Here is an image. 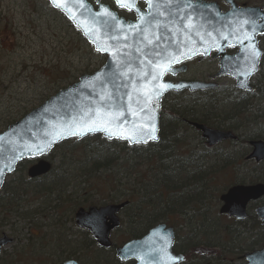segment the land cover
Instances as JSON below:
<instances>
[{
  "label": "water",
  "instance_id": "95a60500",
  "mask_svg": "<svg viewBox=\"0 0 264 264\" xmlns=\"http://www.w3.org/2000/svg\"><path fill=\"white\" fill-rule=\"evenodd\" d=\"M47 1L78 29L94 51L104 54L106 59L96 71L82 74L76 82L59 89L0 132V187L5 176L13 172L22 159H38L27 168L29 178L48 173L51 164L45 156L55 145L71 138L81 140L100 134L107 140L125 141L130 146L157 142L160 100L165 93L183 89L192 92L217 86L216 82L196 80L176 83L162 81L165 73L176 75L185 70L184 66H173L197 55L205 57L215 50V57H219L216 77L228 75L234 79L237 89L251 90L249 80L257 72L262 55L257 36L264 35V5L262 9L237 7L234 0H224L230 9L221 12L215 3L187 1L186 5L181 4L183 8L169 4L165 9H149L148 17L143 22L138 18L136 22L125 23L117 18L120 23H116L102 13L105 6L100 5L98 0L97 10H93L86 0H60L59 6L53 0ZM138 15L144 16L140 12ZM190 24L191 28L188 27ZM128 25H137V28L132 29ZM245 35L253 37L255 50L259 52L254 70L250 73L249 69L253 67L251 42L244 38ZM241 40L242 43L238 42ZM228 46H236L237 52L226 55L225 48ZM165 66H170L172 71L163 72L161 79L152 81L153 71H162ZM161 83L175 87L164 90L157 97L153 88L158 91ZM148 93H151V103H148ZM101 96H110L111 99L102 101ZM97 110L101 115L97 116ZM120 112L124 113V117L113 119ZM84 113L89 115L84 116ZM92 119H111L113 130H117L118 125L119 130L132 137V142L116 136L109 139L104 131H85L82 135H72L65 130L68 125L74 124L72 130L79 132ZM192 126L201 132L209 146L235 138L230 131L210 128L197 122L192 123ZM153 135L155 139L151 138ZM250 145L252 152L248 158L257 161L263 159L264 141L253 140ZM263 195L264 183L232 185L220 196L222 206L219 211L242 219L247 202ZM127 203L123 201L79 207L73 213L74 224L87 230L97 246L110 248V233L119 226L118 213ZM256 213L264 222V207ZM173 241V228L159 223L143 236L129 239L116 247L115 255L120 261L134 260V264H180L184 256L172 252ZM11 242L10 237L2 234L0 251L2 246ZM244 258L245 264H264V244L258 250L245 253ZM62 264L77 263L69 259Z\"/></svg>",
  "mask_w": 264,
  "mask_h": 264
},
{
  "label": "trees",
  "instance_id": "16d2710c",
  "mask_svg": "<svg viewBox=\"0 0 264 264\" xmlns=\"http://www.w3.org/2000/svg\"><path fill=\"white\" fill-rule=\"evenodd\" d=\"M233 91L235 90L232 89L231 92ZM224 95L225 97L217 98L210 94L205 97L176 94L181 101L174 102L169 108H161L160 136L156 143L129 146L125 142L100 139L102 145L90 149V145L86 144L84 146L87 148L81 146L77 155L69 152L65 156L68 159L62 157L57 165H53L50 173L37 179L25 176L28 162L20 163L16 169L17 177L10 181L25 182L27 198L33 200L28 201L26 211L22 212L24 208L19 201V187L4 185V190L13 192L0 195V224L4 222L8 225L7 215L18 220L24 218L25 231L28 232L26 246L32 238H36L38 243L48 240L50 246L52 242L58 243L53 250L51 248L41 253L32 250L35 248L32 247L25 264H60L76 253L84 256L85 260L87 250L95 243L85 230L79 231V241L69 238L73 233L67 230L66 223L73 222L74 210L90 204L125 200L128 204L120 211V221L127 239L139 238L151 227L163 222L174 227V250L178 252L182 249L190 257V253L194 252L191 248L194 245L195 223L198 225L202 221L206 228H211L212 219H209L208 214L214 212L221 184L224 181L228 184H245L248 178L252 182L264 181V162L252 167L250 177L239 175L238 170L243 165L240 154L204 152L211 148H207L199 134L185 124L187 121H196L210 127L238 132L246 125L242 122V116L249 114L255 107L251 102L252 97L264 96V68L260 67L254 77L248 100L231 98L229 92ZM227 96L228 100H225ZM184 100L187 102L183 104ZM205 104H208L207 107ZM250 123L253 124L254 121ZM187 133H190L195 145L184 144ZM241 136L237 134L235 142L230 146H227L228 143L212 149L233 147L240 150L245 149L244 143L249 139L264 140V135L260 133L253 132L247 139ZM83 141L71 140L70 144ZM66 143L56 146V149L62 148ZM95 191L104 195L103 200H92ZM225 227V231L227 227L232 228ZM217 228L218 233L224 234V229L219 226ZM9 229L16 236L23 227L13 222L9 224ZM180 234L185 237V245L179 243ZM62 245L73 249L61 248ZM94 247L96 257L106 253L104 249ZM208 247L203 245L204 254ZM224 253L220 250L214 252L217 262L221 261ZM231 254L229 252L230 256ZM23 260L26 258L20 259ZM205 263L207 261L204 260L203 264ZM107 264L121 263L112 259ZM190 264H193V260Z\"/></svg>",
  "mask_w": 264,
  "mask_h": 264
},
{
  "label": "rangeland",
  "instance_id": "374dc122",
  "mask_svg": "<svg viewBox=\"0 0 264 264\" xmlns=\"http://www.w3.org/2000/svg\"><path fill=\"white\" fill-rule=\"evenodd\" d=\"M239 1L249 4L262 2V0ZM218 2L222 9L227 8L222 0H218ZM0 40V131L4 130L8 124L20 119L31 109L39 106L59 89L76 82L82 74L93 73L105 61L104 55L94 51L92 45L58 10L52 8L47 0H0ZM261 48L263 50L261 67L264 68V38ZM217 70V60L210 56L201 62L190 61L187 63L183 78L204 80L207 76L213 75L211 81H215ZM219 82L220 89L217 98L225 97L224 94L228 92L231 93L230 90L233 88L231 78L222 77ZM251 82H254V78ZM224 99L228 100V96ZM181 100L178 96L169 95L163 99L162 105L169 108L174 102ZM186 102L184 100L182 103ZM251 102L255 107L249 114L242 116V122L246 125L237 132L240 136L245 134L244 136L247 137L253 132L264 135V96L261 98L253 96ZM207 105L205 104L206 107ZM259 115H261L260 118H258ZM250 121H254V123L251 124ZM190 136V133L184 136V144L195 145L194 139ZM100 139L102 138L99 135L89 136L83 139L84 141L80 140L83 142L74 145H71V140H69L68 143L63 144L62 148H55L56 150L54 149L47 157L53 165H57L60 159L67 156L69 152H75L77 155L81 146L88 144L90 149H95L98 145H102ZM246 169H239L238 174L250 176L253 171L252 167ZM17 175L18 173L15 172L8 176L6 181L16 178ZM224 175L228 177L226 173ZM224 183L226 182L224 181ZM103 196L100 191H95L91 198L99 202L103 200ZM30 200L33 199H28L25 193V199L21 202V207L24 208L22 212L26 211L27 203ZM95 205L101 204L96 203ZM214 215L210 217L212 218ZM13 218L7 215L8 225L2 222L0 231L10 232L9 224L13 222L22 225L23 229L21 233H16L17 237L11 235L15 241L2 249L0 264H20V262L25 264L28 262L32 247H35L32 250L41 253L49 251L51 248L53 250L58 246L57 242H52L53 247L50 246L51 243L48 240L38 243L36 238H32L26 246L28 232L25 231L24 218L22 220ZM220 222L222 226L225 224L224 220ZM66 224L67 230L73 233L69 238L79 241L81 239L78 236L80 229L73 222ZM124 230L120 221L118 228L110 234L112 245L110 248L104 249L105 254L96 257V247H94L96 245H93L87 250L85 260L84 256L79 253L70 258L76 259L79 264H107L110 260L116 259L114 247L127 240ZM32 231L35 232V230ZM184 239V235L180 234L179 243L183 245ZM240 243H242L241 246H246L249 244V240L242 239ZM61 248L73 249L63 245ZM12 255L14 256L12 257ZM22 257L26 260L20 261ZM30 257L34 259L33 256L30 255ZM121 264H130V262ZM233 264L239 263L234 262Z\"/></svg>",
  "mask_w": 264,
  "mask_h": 264
},
{
  "label": "flooded vegetation",
  "instance_id": "af4514ba",
  "mask_svg": "<svg viewBox=\"0 0 264 264\" xmlns=\"http://www.w3.org/2000/svg\"><path fill=\"white\" fill-rule=\"evenodd\" d=\"M87 1L93 6L94 9H97L96 0H87ZM98 1L101 5L107 6L109 10L114 12L118 18H121L126 23L134 22L138 19L139 15H138L137 9L139 10L140 13L144 14V17H148L149 9L151 10L165 9L169 4H174L175 7H178L180 5V8H183L181 4L186 5L187 3V0H154V2L158 6L150 8L148 4V0H136V9L129 10V8L118 6L114 0H98ZM190 1L195 2L199 0H190ZM203 1L207 3H215L217 6L220 7L218 0H202V2ZM222 2L227 7L225 10H227L230 7V5L227 4L224 0H222ZM234 2H236L237 7L250 6V7H259L262 9V6L264 5V0H262V2L257 3V4L256 3L249 4L248 2H241L239 0H234ZM221 10H224V9L221 8ZM258 38H259L258 45L261 48V42H262V39L264 38V35L259 36ZM7 39H8V36H7ZM237 50L238 48L236 46H229L228 48L225 49V53L227 55H230V54L237 52ZM215 55H216V51H213L210 54L212 59H216ZM203 60L204 59L195 57V58L188 60L184 64L187 67V63H189L190 61L191 62L192 61L201 62ZM183 74H178L175 77H171L169 74H166L164 77V80H167V81L171 80L173 82L180 81V80L190 81L186 78H183ZM211 77H213V75L207 76V78H205L204 80L203 79H199V80L211 81ZM193 80H198V79H193ZM216 80L219 82L220 78ZM216 91L217 89H213V90L207 89V90L196 91V92H189V91L184 90L181 93L186 94V95H192V96H200V97H205L208 94H210V96L217 97L218 94H216ZM250 92H246L243 90H237V91L231 92L230 97L248 100L251 97ZM231 101L232 100H230V102ZM185 124H187L189 127L193 129V127L190 126L188 121L185 122ZM224 130H229V129H224ZM228 143L233 144V141L226 140V141H223L220 145L228 144ZM227 146H230V145H227ZM204 152L240 154V156L242 157L241 162H243V165L240 166V169L242 168L249 169L253 167L255 164L260 165L262 164L261 162H264V160L256 162L254 159L248 158V155L251 152L250 147H248L247 149H240V150L235 149L233 147L232 148L226 147L223 149H205ZM250 176H247V177H250ZM254 183H257V182H252V179L250 178H248V181L246 182V184L248 185L254 184ZM236 184H240V183H236ZM3 185L12 186L14 188L18 186L19 187V190H18L19 201L20 203L23 202V200L25 199V193H26L25 182L5 181ZM231 185L228 183H224L220 186L221 190L219 187V192L217 194V201L214 205L215 206L214 212L208 214L209 219L211 215L215 214L211 218L212 219V223H210L211 228L209 229L206 228V225L203 224L202 221H200L198 225L197 223H195L196 229L194 230L195 232L194 245L191 248L192 250H194V252L190 253V257H187L186 254H184L182 249L178 252H176L174 249L172 250L174 253L183 254L184 260L181 264H190L191 260H193V264H203L204 260L207 261V263L205 264H233L234 262H238L239 264H245L246 261L244 258V254L247 252H251L255 249L261 248L263 246L264 244V222L262 221L261 218L258 217L256 212L259 208L264 207V195L260 196L259 198L255 200H250L249 202H247L245 206V217L242 219H236L234 216H229L228 214L220 213L219 211L220 206L222 204V202L220 201L221 200L220 196L222 195V193L226 192L227 189ZM7 192L10 193L13 191L4 190L3 187L0 188V195L2 194L4 195ZM199 215L202 216L201 214ZM205 215L207 214L205 213ZM222 220L225 221V224L223 226L221 225V222H220ZM228 222H229V225H227ZM217 226L221 227V229L226 228L225 226H232V228L227 227V231H225L224 229V234H221V233H218L219 230ZM205 231L207 232L205 233ZM2 233H6L10 235L9 232L0 231V235H2ZM229 235L231 237L230 239H229ZM175 239H176V236H175ZM242 239H244L245 241L249 240V244L246 246H241L242 243L240 242ZM203 245L209 246L207 248L208 251L206 250L207 252H205V254L203 253ZM219 250L222 251V253L223 252L225 253L221 255V261L217 262L216 261L217 256L214 255V252H218ZM229 252L232 253L231 256L229 255ZM130 264H132V262H130Z\"/></svg>",
  "mask_w": 264,
  "mask_h": 264
},
{
  "label": "snow or ice",
  "instance_id": "6c2138e0",
  "mask_svg": "<svg viewBox=\"0 0 264 264\" xmlns=\"http://www.w3.org/2000/svg\"><path fill=\"white\" fill-rule=\"evenodd\" d=\"M53 3L56 6H59L60 4V0H53ZM117 3L120 7H126L129 8V10L132 9H136V0H117ZM148 4L150 8L153 7H157L158 5L154 2V0H148ZM190 7V5H188ZM81 7H83V4H81ZM138 13L139 10L137 9ZM102 13L106 16H108L111 20L115 21L116 23H120V21L117 19V17L115 16L114 13H112L108 8H102ZM139 20L141 22L144 21L145 17L143 15H139L138 16ZM247 23V21H246ZM129 28L132 29H136L137 25H128ZM189 28L192 27V25L190 24L188 26ZM255 29H253L254 31ZM245 39L249 40L251 42V56L253 59V67L249 69V73L254 70V62H255V58L259 55V52L255 50V42L254 39L251 35H245L244 37ZM240 43H242L241 41H238ZM99 50V49H98ZM157 56L160 55V53H156ZM149 64H151V61L149 62ZM157 68H159V65H157ZM166 71H172V69L170 68V66H165L163 68L162 71H153L152 75H151V79L152 81H157L159 79H161L163 72ZM248 73H246L247 75ZM170 87H175L174 85H169V84H165V83H161L158 86V91L155 90V88H153V90L155 91L156 96L158 97L164 90L170 88ZM148 103H151V93H148ZM110 100L111 97H105V96H101V100ZM129 99L131 100V96L129 97ZM139 103V101H138ZM91 112V110H89V113ZM141 112H143V109H141ZM89 113H84V116H88ZM101 115L100 111L97 110V116ZM120 117H124V113L120 112L119 115L117 117H113V119L118 120ZM75 127L74 124L72 125H68L66 127V131H70L72 135H82L83 132L88 131V132H95V131H104L106 133V135H108L109 139H111L113 136H116L117 138L120 139H129V142H132V137L131 136H126L122 130H119V126L117 125V130H113L112 128V120H97V119H92L90 121V123H88L86 126H82V130L81 131H75L72 130ZM154 131V129H153ZM57 138H59L58 134H57ZM152 139H155L156 137L153 135L151 137ZM138 142V141H137Z\"/></svg>",
  "mask_w": 264,
  "mask_h": 264
}]
</instances>
